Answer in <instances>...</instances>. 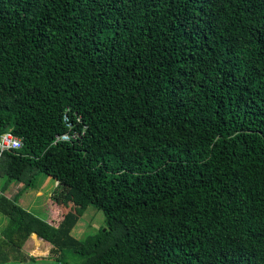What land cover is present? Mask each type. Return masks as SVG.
<instances>
[{
	"label": "trees",
	"instance_id": "obj_1",
	"mask_svg": "<svg viewBox=\"0 0 264 264\" xmlns=\"http://www.w3.org/2000/svg\"><path fill=\"white\" fill-rule=\"evenodd\" d=\"M65 108L87 129L53 143ZM7 131L0 263L35 233L58 264H264V0H0ZM41 176L48 222L19 205Z\"/></svg>",
	"mask_w": 264,
	"mask_h": 264
},
{
	"label": "rangeland",
	"instance_id": "obj_2",
	"mask_svg": "<svg viewBox=\"0 0 264 264\" xmlns=\"http://www.w3.org/2000/svg\"><path fill=\"white\" fill-rule=\"evenodd\" d=\"M42 181H43V177L42 176L38 177V179L35 180L34 182L35 187L31 189L29 193L32 192L33 190H37L38 186L41 185ZM5 183H6V178L0 177V195H2L1 185L3 184L4 186ZM51 183H53V181ZM23 186H24L23 184L16 185L11 190V193L13 195L17 194L18 191H20L21 188H23ZM54 189L55 187L53 188V184H52L51 187L45 190V194L46 192L48 193V198L46 199H48V202L50 205L51 203L49 201V196H50V193H52ZM70 210H71V206H70ZM105 228H106L105 218H104L103 213L93 207H89L82 214L81 221L77 225L74 235L80 239L81 237H84L83 235L85 234L86 235H89V234L96 235L98 231L100 230L104 231ZM26 243L27 244L24 245V252L30 257L37 258L38 259L37 264H58L52 261L54 257L52 258L51 256L49 257L50 245L48 243H44V241H42L41 239L38 240V242L35 241V244L34 242H32V240L31 242L29 240ZM90 257H91V253H88L86 255H78V254L72 253L71 251H66L62 254L59 263L60 264H85L90 259ZM2 263L4 264V262H1L0 264Z\"/></svg>",
	"mask_w": 264,
	"mask_h": 264
},
{
	"label": "crops",
	"instance_id": "obj_3",
	"mask_svg": "<svg viewBox=\"0 0 264 264\" xmlns=\"http://www.w3.org/2000/svg\"><path fill=\"white\" fill-rule=\"evenodd\" d=\"M53 181V183H51ZM53 184V188L57 185V182L52 180L51 178H44L43 181L41 182V185L38 186L37 190H33L32 192L29 193L28 190L26 192H24L19 200V205L26 210L28 213L32 214L33 216L48 222L51 217L54 214V211L52 209V205L49 204L48 202V193L46 192L45 194V190H47L49 187H51ZM16 185H20V184H9V186L7 187V189L5 190V192L3 193L6 197H9L10 199H13L15 197L16 194H12L11 190L13 189V187H15ZM3 186V184L1 185V187ZM23 188H21L22 190ZM51 190V189H50ZM19 193V191H18ZM13 195V196H12ZM7 218L3 215L0 214V230L2 228V226H4V224L6 223ZM76 230V228H75ZM74 231H72V234H74ZM40 237H38L35 233H32L30 235V242L32 240V242L35 241L38 242V240ZM28 240V241H29ZM42 241H44L43 239H41ZM44 243H47L46 241H44ZM27 244V243H26Z\"/></svg>",
	"mask_w": 264,
	"mask_h": 264
},
{
	"label": "built area",
	"instance_id": "obj_4",
	"mask_svg": "<svg viewBox=\"0 0 264 264\" xmlns=\"http://www.w3.org/2000/svg\"><path fill=\"white\" fill-rule=\"evenodd\" d=\"M61 122L66 127L63 133H57L53 136V143L62 141H72L81 139L87 129V125L82 123L80 115H76L75 120H71L68 116V108H65L61 113ZM82 124V128L77 126ZM22 146V139L10 131L0 134V153L4 150L19 149Z\"/></svg>",
	"mask_w": 264,
	"mask_h": 264
}]
</instances>
